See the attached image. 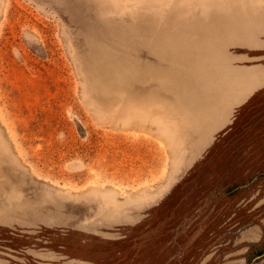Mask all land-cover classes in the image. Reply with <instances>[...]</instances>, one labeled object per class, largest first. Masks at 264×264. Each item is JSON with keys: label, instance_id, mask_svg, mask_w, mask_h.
Segmentation results:
<instances>
[{"label": "rangeland", "instance_id": "rangeland-1", "mask_svg": "<svg viewBox=\"0 0 264 264\" xmlns=\"http://www.w3.org/2000/svg\"><path fill=\"white\" fill-rule=\"evenodd\" d=\"M0 264H264V0H0Z\"/></svg>", "mask_w": 264, "mask_h": 264}]
</instances>
